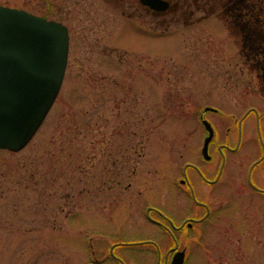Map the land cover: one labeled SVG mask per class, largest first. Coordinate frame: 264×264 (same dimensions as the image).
Wrapping results in <instances>:
<instances>
[{"label":"rangeland","instance_id":"rangeland-1","mask_svg":"<svg viewBox=\"0 0 264 264\" xmlns=\"http://www.w3.org/2000/svg\"><path fill=\"white\" fill-rule=\"evenodd\" d=\"M219 1L186 27L181 15L128 18L137 0H0L70 32L46 120L23 151L0 150V264H92L87 249L105 239L159 236L147 208L177 220L194 212L180 194L186 164L213 178L218 146L235 148L239 130L217 194L207 197L212 187L188 170L216 215L189 245L187 264H264V195L247 177L264 158V0ZM252 108L259 117L245 116ZM202 116L216 129L211 162L201 153ZM251 183L264 189V160ZM134 257L128 264H154Z\"/></svg>","mask_w":264,"mask_h":264},{"label":"water","instance_id":"water-1","mask_svg":"<svg viewBox=\"0 0 264 264\" xmlns=\"http://www.w3.org/2000/svg\"><path fill=\"white\" fill-rule=\"evenodd\" d=\"M143 6L165 12V0H140ZM70 48L66 25L25 10L0 5V150L18 153L35 137L62 88ZM209 109H207L208 111ZM209 133L203 155L209 160ZM178 252L172 264H184Z\"/></svg>","mask_w":264,"mask_h":264},{"label":"flooded vegetation","instance_id":"flooded-vegetation-1","mask_svg":"<svg viewBox=\"0 0 264 264\" xmlns=\"http://www.w3.org/2000/svg\"><path fill=\"white\" fill-rule=\"evenodd\" d=\"M124 1V0H120ZM169 3V8L165 12H158L154 9L148 8L146 6H143L140 3V0H137L138 7H135L132 9V12L128 14V18H134L136 15H138L140 18L146 14L149 18L152 19L153 23H156L157 18H163L167 19L171 17L172 21L180 19V15L185 18V25L186 27L189 26V24H195L196 22H201L200 20L204 19L205 16H209L219 10L217 8L219 5L217 0H165ZM219 4H224V1H219ZM220 7V6H219ZM202 13L201 16H198L197 14ZM122 15L125 16V12L122 11ZM165 21H161L160 24H164ZM151 28V27H150ZM152 29H154L152 27ZM215 110V109H209L208 111ZM204 111V113L208 112ZM254 112L257 117V110L255 108L249 109V111L246 112L245 116L248 115V113ZM244 116V117H245ZM202 121L203 116L201 117ZM242 121V120H241ZM260 121L259 118H257V134L259 142L262 141L261 135H260ZM213 128V139L212 142L215 140L216 136V129ZM208 136V132L205 131V137ZM243 133L239 130L238 134V141L239 144L235 148L229 147L227 144H221L218 146L217 150L220 154V160L219 163L216 165V172L213 176V178L208 177V172L205 171L204 168L199 167L197 165H194L192 163H187L184 168V179L180 181V184L185 187L184 190L180 192V194L185 197L186 199L191 200L195 211L194 212H186L185 207L183 212V217L179 220H177L171 213L164 212L158 209H149L147 208L148 217L150 216L149 213H154V216L156 218H149V222L151 225L157 230L159 236L155 237H149L147 239H134L132 238L131 241H120L118 238L116 241L109 242L108 240H104L100 245H97L98 247H95L91 245V248L87 249V251L92 254L94 257V261L92 264H128L129 260L136 255H139L140 252L143 254L144 257L151 256L154 260V264H172L175 255L178 252H185V261L184 264H187L190 254V248L189 245L196 243L195 239L199 238L202 239V227L206 224H210L211 220L213 219V214L215 217V211L212 209L211 202L208 201L207 198L204 200H200L198 197V194L200 192H203L202 190H199L194 187L192 181H190L188 177V170L192 169L194 173L199 177L200 181L204 186L212 187L210 191H208L209 198L212 197L214 193H218L215 190V187L218 185V182L221 181L222 174L227 167L228 159L226 156V153L230 154H236L239 153V145L242 141ZM210 144V145H211ZM210 159L206 160L207 162H211L212 157L209 154ZM263 157V156H262ZM260 158L250 166V169L248 171L247 177L249 179V186L251 189L260 194L264 195V189L260 190L258 189L254 184L251 183V175L252 170L261 162H263L264 158ZM211 173V172H209ZM229 205L228 207L231 208V205L234 207L232 200L229 199L228 201ZM232 207V208H233ZM232 210V209H231ZM233 211V210H232ZM236 212V210H235ZM189 213V214H188ZM240 220V218H239ZM238 220V222H239ZM239 224H241L239 222ZM196 228V229H195ZM196 230L195 236H190V234ZM141 237V236H140ZM112 238V237H111ZM136 245V246H133ZM164 245V246H163ZM131 256H133L131 258ZM138 259V258H137ZM136 257H134V260H137ZM147 258L145 261L147 262ZM137 264H146L141 262H135Z\"/></svg>","mask_w":264,"mask_h":264}]
</instances>
